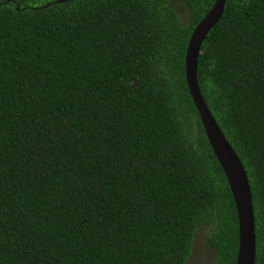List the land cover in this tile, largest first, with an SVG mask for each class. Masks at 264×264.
Here are the masks:
<instances>
[{
	"label": "trees",
	"instance_id": "obj_1",
	"mask_svg": "<svg viewBox=\"0 0 264 264\" xmlns=\"http://www.w3.org/2000/svg\"><path fill=\"white\" fill-rule=\"evenodd\" d=\"M216 0H0V264H187L239 221L186 77ZM202 95L251 185L264 264V0H227Z\"/></svg>",
	"mask_w": 264,
	"mask_h": 264
},
{
	"label": "water",
	"instance_id": "obj_2",
	"mask_svg": "<svg viewBox=\"0 0 264 264\" xmlns=\"http://www.w3.org/2000/svg\"><path fill=\"white\" fill-rule=\"evenodd\" d=\"M71 0H58L67 2ZM227 0H216L193 31L186 54V77L192 99L198 109L204 131L230 185L239 221L237 264H256V225L251 185L246 169L222 132L200 89L198 63L210 31L223 17ZM195 245L193 246L192 253ZM191 253V254H192Z\"/></svg>",
	"mask_w": 264,
	"mask_h": 264
},
{
	"label": "flooded vegetation",
	"instance_id": "obj_3",
	"mask_svg": "<svg viewBox=\"0 0 264 264\" xmlns=\"http://www.w3.org/2000/svg\"><path fill=\"white\" fill-rule=\"evenodd\" d=\"M194 245V251L187 264H215L217 252L208 243L207 227H200L197 230Z\"/></svg>",
	"mask_w": 264,
	"mask_h": 264
}]
</instances>
